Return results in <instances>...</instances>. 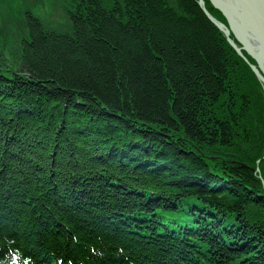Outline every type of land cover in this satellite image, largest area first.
<instances>
[{
    "label": "trees",
    "instance_id": "1",
    "mask_svg": "<svg viewBox=\"0 0 264 264\" xmlns=\"http://www.w3.org/2000/svg\"><path fill=\"white\" fill-rule=\"evenodd\" d=\"M66 2L75 34L27 14L0 67V264H264L263 182L230 153V65L254 74L196 0Z\"/></svg>",
    "mask_w": 264,
    "mask_h": 264
},
{
    "label": "rangeland",
    "instance_id": "2",
    "mask_svg": "<svg viewBox=\"0 0 264 264\" xmlns=\"http://www.w3.org/2000/svg\"><path fill=\"white\" fill-rule=\"evenodd\" d=\"M35 1L37 3L34 2V0H0V67L2 66V69H8L10 67L17 72L22 70L20 67V61H22L23 55L22 52L25 51L24 49L27 44L26 40L28 39V35H31L28 23L29 18H27V14L32 16L33 19L39 21L47 33L50 35H55L60 39L71 37L73 33L75 34L77 32V30L73 28V25L70 23L71 20L68 17V7L66 5L68 3L66 0ZM104 1H109L108 3H102V5L105 6L104 9H114L115 6L120 5L118 3H110L112 0ZM196 1L200 12L207 20H209L208 17H211L218 24L225 26V28L228 30V35H226L222 29H219L214 25L215 28H217V30L226 39L227 43L228 40L231 41L236 46V48L241 51L240 56L237 54L232 45L228 43L236 55L247 65L249 71L254 74L252 67L258 68L257 64L251 56L241 49V46L238 44L233 34L229 30L226 20H220V17H216L213 14L210 9L214 8L210 6V3H208L209 7H207L203 1L202 7L198 2L199 0ZM70 4L76 5L77 3ZM78 4H84L87 7V5L90 3ZM167 4L171 6H177L180 15L185 13L187 18H191L188 16L187 12L182 11V7L179 6V3ZM86 9L88 10L90 8ZM220 15L222 14L220 13ZM210 23L212 22L210 21ZM24 63L25 62L22 64ZM230 67H233V74L238 73L237 70L244 69L243 65L241 64L230 65ZM236 79L239 80V77L236 76ZM259 90L261 96H256L253 94L252 101L250 100L253 106L250 107V113H248L249 119L246 123L245 131L244 133H239V136L241 137L239 140L237 139L235 146L233 150L230 151V153L237 156L243 162V164L253 169L256 176L261 178L264 188V107L261 106L262 103H264V97L261 88H259Z\"/></svg>",
    "mask_w": 264,
    "mask_h": 264
},
{
    "label": "water",
    "instance_id": "3",
    "mask_svg": "<svg viewBox=\"0 0 264 264\" xmlns=\"http://www.w3.org/2000/svg\"><path fill=\"white\" fill-rule=\"evenodd\" d=\"M213 7L218 10L227 22L228 28L234 38L257 64L252 67L253 72L257 75L260 88L264 97V0H209ZM203 7V1H198ZM221 5L219 7L218 4ZM213 25L222 29L226 35L228 30L222 24H218L211 17H208ZM233 19H238V25L244 22L242 28H247V32H242L244 41L239 35L237 29L234 28ZM228 43L241 56V51L228 40ZM263 75V76H262Z\"/></svg>",
    "mask_w": 264,
    "mask_h": 264
},
{
    "label": "bare ground",
    "instance_id": "4",
    "mask_svg": "<svg viewBox=\"0 0 264 264\" xmlns=\"http://www.w3.org/2000/svg\"><path fill=\"white\" fill-rule=\"evenodd\" d=\"M201 1H204V0H201ZM205 1H207L208 3H210L209 0H205ZM34 2H36V1L34 0ZM36 3H37V2H36ZM217 4H218V3H217ZM218 5H219V7H221L220 4H218ZM210 6H211L212 8H214L213 5H212L211 3H210ZM214 10H216V9L214 8ZM217 11H218V10H217ZM223 18H224V17H223ZM233 21H234V25H233L234 28L237 29L239 35L241 36L242 40L244 41V38H243L242 32H247V28H242L243 25H244V22L238 25V19H233ZM237 71H238V73L233 74V75H234L235 77H236V76L239 77V78L242 77V78L244 79L243 83H244V88H245V90H246L248 93H251V92H252V93L255 94L256 96H261V94H260V90H259V88H260V84H259V81H258L257 75H256L255 73H254V75L248 74L244 69L237 70ZM250 82H251V84H254L253 87L251 86ZM254 82H256V83H254ZM258 86H259V88H258ZM252 98H253V96H252ZM246 166H247V165H246Z\"/></svg>",
    "mask_w": 264,
    "mask_h": 264
}]
</instances>
